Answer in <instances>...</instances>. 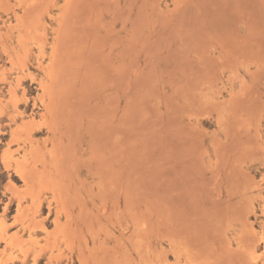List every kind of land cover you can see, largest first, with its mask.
<instances>
[{
    "label": "rangeland",
    "instance_id": "rangeland-1",
    "mask_svg": "<svg viewBox=\"0 0 264 264\" xmlns=\"http://www.w3.org/2000/svg\"><path fill=\"white\" fill-rule=\"evenodd\" d=\"M0 264H264V0H0Z\"/></svg>",
    "mask_w": 264,
    "mask_h": 264
}]
</instances>
